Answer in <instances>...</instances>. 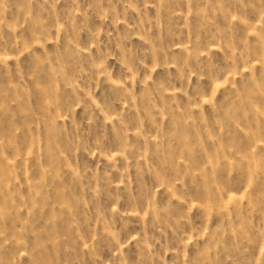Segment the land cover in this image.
<instances>
[{
    "label": "rangeland",
    "instance_id": "obj_1",
    "mask_svg": "<svg viewBox=\"0 0 264 264\" xmlns=\"http://www.w3.org/2000/svg\"><path fill=\"white\" fill-rule=\"evenodd\" d=\"M0 264H264V0H0Z\"/></svg>",
    "mask_w": 264,
    "mask_h": 264
}]
</instances>
